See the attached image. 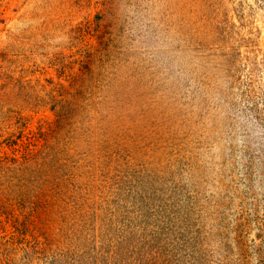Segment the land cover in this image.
<instances>
[{
	"label": "rangeland",
	"instance_id": "rangeland-1",
	"mask_svg": "<svg viewBox=\"0 0 264 264\" xmlns=\"http://www.w3.org/2000/svg\"><path fill=\"white\" fill-rule=\"evenodd\" d=\"M0 264H264V0H0Z\"/></svg>",
	"mask_w": 264,
	"mask_h": 264
}]
</instances>
